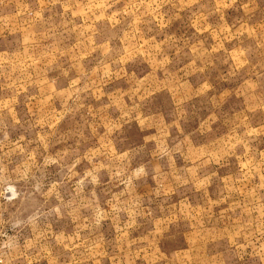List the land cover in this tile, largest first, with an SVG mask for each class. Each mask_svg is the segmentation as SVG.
<instances>
[{
	"label": "rangeland",
	"instance_id": "obj_1",
	"mask_svg": "<svg viewBox=\"0 0 264 264\" xmlns=\"http://www.w3.org/2000/svg\"><path fill=\"white\" fill-rule=\"evenodd\" d=\"M202 10L211 27L196 22ZM218 13L211 0H0V264H223L203 262L201 247H191L198 256L189 261H146L142 231L132 228L141 215L127 212L134 197L115 198L126 182L114 178L123 157L114 144L144 136L137 111L170 106L165 93L146 97L154 83L147 88L144 77L170 85L173 75L184 85L203 46L228 67ZM243 125L238 148L228 146L218 163L211 150L202 167L226 174L211 183V229L201 228V215L182 214L163 236V259L195 224L194 237L229 241L225 264H264V133ZM174 202L161 200L160 209Z\"/></svg>",
	"mask_w": 264,
	"mask_h": 264
},
{
	"label": "crops",
	"instance_id": "obj_2",
	"mask_svg": "<svg viewBox=\"0 0 264 264\" xmlns=\"http://www.w3.org/2000/svg\"><path fill=\"white\" fill-rule=\"evenodd\" d=\"M211 1L219 7L218 50L227 56L225 64L228 67L224 65L222 68L220 62L211 61V49L203 46V61L188 63L185 77L181 75L184 85L180 86L177 78L178 86L174 85L173 77L176 76L173 75L169 78L172 81L170 85L162 77L158 84L157 76H153L156 85L151 75L144 77L147 88L154 83L153 91L146 97L165 93L170 106H162L155 114L140 108L137 112L144 117L143 124L146 125L140 129L144 135L141 142L123 141L113 146L114 149L119 147L118 150L123 153L119 164L122 173L114 177L115 181L126 182L115 198L134 197L135 202L129 205L127 212L141 215L136 223L133 222L136 227L132 228L142 231L141 241L146 247L142 255L150 262L189 261L198 256L192 253L191 247H201L203 262L225 264V252H234V249L228 248L231 246L229 241L223 243L221 236L196 238L193 236L195 224H190L191 237L184 239L181 247H171L164 254V259L161 257L163 238L172 229L178 228L182 214L190 215L194 221L201 215L198 218L201 228L211 229V183L216 179L225 180L226 174L202 170L203 166L211 163L210 151L218 150L220 153L219 156L216 154L217 163L227 159L228 146L233 150L238 148L237 139L238 134L243 132L244 118L252 135L264 133V0ZM234 8L240 13L233 15ZM196 19L204 26L212 21L205 10L200 11ZM203 33L205 37L207 28ZM230 78L234 83L227 87L226 81ZM140 88L146 89V85ZM200 103L205 110L201 116H196ZM228 104L234 120L229 127ZM207 134L213 136L204 138ZM107 146L111 147L109 143ZM137 148L144 150L146 158L131 156V150L138 152ZM184 156L186 159H183ZM112 180L104 181L109 183ZM164 199L165 202L175 199V202L172 208L166 206L162 211L160 201Z\"/></svg>",
	"mask_w": 264,
	"mask_h": 264
},
{
	"label": "clouds",
	"instance_id": "obj_3",
	"mask_svg": "<svg viewBox=\"0 0 264 264\" xmlns=\"http://www.w3.org/2000/svg\"><path fill=\"white\" fill-rule=\"evenodd\" d=\"M10 191H13V194L16 195V193L14 192V189H9Z\"/></svg>",
	"mask_w": 264,
	"mask_h": 264
}]
</instances>
